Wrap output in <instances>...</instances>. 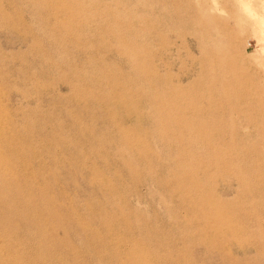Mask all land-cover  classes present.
<instances>
[{"label":"rangeland","instance_id":"obj_1","mask_svg":"<svg viewBox=\"0 0 264 264\" xmlns=\"http://www.w3.org/2000/svg\"><path fill=\"white\" fill-rule=\"evenodd\" d=\"M0 264H264V0H0Z\"/></svg>","mask_w":264,"mask_h":264}]
</instances>
